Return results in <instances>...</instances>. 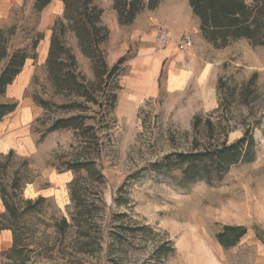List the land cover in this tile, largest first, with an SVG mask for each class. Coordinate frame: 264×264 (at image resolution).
I'll list each match as a JSON object with an SVG mask.
<instances>
[{"label":"rangeland","instance_id":"obj_1","mask_svg":"<svg viewBox=\"0 0 264 264\" xmlns=\"http://www.w3.org/2000/svg\"><path fill=\"white\" fill-rule=\"evenodd\" d=\"M33 1L0 0V30L7 37L9 52L22 47L36 53V58L27 65V78L17 79L7 96H0V102L15 101L32 115L30 144L0 152V164L6 163L3 156L13 152L0 180L9 183L19 169L22 182L30 181L23 183L19 197L31 201L39 196L45 198L36 211L21 220L27 244L21 261L264 264V245L255 235L259 231L264 237V45H252L246 39L234 40L223 48L202 43L200 68L203 62L209 66L208 79L199 84L193 79L181 89H172L168 67L150 58L155 46L153 31L136 34L134 28L142 26L143 21L126 25L127 28H114L103 48L110 66L123 57L115 106L110 111L107 106L102 115L84 112L85 116L93 117L86 118L84 124L92 125L97 134L95 146L99 154L95 166L103 175L92 178L84 170L73 172L63 168L65 161L86 157L83 139L73 130H55L38 141L51 118L67 117L78 111L53 107L49 113L33 97L55 105L80 102L91 107L92 104L81 97L56 93L52 88L42 50L45 48L47 54L50 29L54 20L61 17L63 6L61 0H52L44 14H36ZM171 1L180 5L186 0ZM97 5L103 10L107 25L113 26L112 0H98ZM152 20L156 29L167 25ZM35 39L38 44L32 50ZM65 41L75 55L76 70L85 83H92L89 60L79 51L74 36L67 33ZM253 76L254 84L244 90V84ZM209 79L214 86L211 97L206 92ZM219 79L221 89L217 87ZM242 89L246 93L243 99L239 96ZM196 116L198 124L194 128ZM208 120L213 125L211 138L221 139L220 130L224 127L229 142L240 137L246 125H253L254 161L232 166L215 185L201 181L181 185L148 170L130 178L132 173L166 153L188 151L195 143H206L210 139ZM90 139L87 138L88 144L92 143ZM90 149V154H94L96 148ZM24 161L26 166L22 164ZM74 180L80 207L70 196V182ZM76 211L73 221L71 214ZM80 211L82 216L78 214ZM62 217L69 222L65 231L56 226ZM226 225L246 229L230 247H224L216 238ZM9 231L7 237L0 232V264L11 262L6 257L13 245V234ZM12 261L18 263L16 258Z\"/></svg>","mask_w":264,"mask_h":264},{"label":"trees","instance_id":"obj_2","mask_svg":"<svg viewBox=\"0 0 264 264\" xmlns=\"http://www.w3.org/2000/svg\"><path fill=\"white\" fill-rule=\"evenodd\" d=\"M52 0H34L33 10L36 14L41 13ZM63 10L61 17L54 20L51 26L49 46L45 59L47 79L56 93L74 95L81 97L85 102L92 104L86 107L80 102L55 105L40 97H33L34 102L49 113L53 107L65 110H76L77 114L67 117H53L51 123L40 134L38 141H41L49 132L70 129L83 139L82 148L85 159L65 161L62 163L65 170L80 172L84 170L88 176L102 178L103 175L95 166V158L99 150L97 134L94 127L84 124L86 118L84 112L90 110L102 115L109 106L114 108L117 94L120 89L117 78L120 73V64L123 57L111 66L107 62V55L103 48L109 39L110 31L102 21L103 10L96 4V0H61ZM161 0H112V9L116 14L117 23L120 26L130 25L138 14L143 10H154ZM192 13L199 20V31L202 38L214 48H223L230 42L237 39H246L252 45H264V0H188ZM71 33L81 54L90 63L94 81L85 83L81 74L76 70L77 61L70 47L66 45V34ZM38 39L31 44L35 50ZM36 58V53L26 48H16L9 52L7 37L0 30V96L6 93L16 76L21 72L26 59ZM254 76L245 83L244 90L248 85L254 84ZM222 81L218 80V89H221ZM242 89L240 98L243 99L246 93ZM247 104V102L245 103ZM96 109H94V107ZM17 107L15 101L0 102V121ZM198 116L194 117L193 126L197 127ZM209 137L206 143H195L188 151H172L160 158L143 166L130 178H137L141 171L148 170L157 175H163L177 181L178 184L187 185L198 181L207 185L220 183L232 166L237 164L251 163L256 157V141L253 136V125H246L240 137L229 142L227 130H220L221 139H212L213 125L206 121ZM88 136V137H87ZM91 138L92 143H87ZM87 144V145H86ZM96 148L94 154H90ZM13 152L9 151L4 157L5 162L0 164V176L4 175L7 162ZM26 166L27 161H24ZM25 182V181H24ZM22 177L19 169L14 171L9 183L0 180V199L4 206V212H0V231L11 230L13 234V245L6 252V257L11 261L9 264H26L21 261L26 238L24 235L25 225H22V218L37 210V206L45 199L39 196L36 200H22L19 195L22 189ZM30 182V181H27ZM25 182V183H27ZM76 181L70 182V196L80 207L81 199L77 193ZM20 204H23L20 206ZM78 211V210H77ZM77 211L71 214V219L76 220ZM82 216L83 211L78 212ZM69 222L62 217L60 223L56 224L57 229L65 231ZM23 229V231H22ZM246 229L242 226H223L217 233L216 238L224 247L236 244L239 238L244 235ZM255 235L264 245V237L256 231ZM163 248V247H162ZM164 250V249H162ZM16 258L18 263L12 261ZM21 262V263H20Z\"/></svg>","mask_w":264,"mask_h":264},{"label":"crops","instance_id":"obj_3","mask_svg":"<svg viewBox=\"0 0 264 264\" xmlns=\"http://www.w3.org/2000/svg\"><path fill=\"white\" fill-rule=\"evenodd\" d=\"M50 4L42 11V14H44L45 10L49 8ZM96 4H98V0H96ZM114 13L115 12L113 11V17L115 18V23L113 26H109L105 22L104 12L102 15V20L110 31L109 38H111L114 28H127L126 26H119L117 23L116 14L114 15ZM147 18L149 19L147 20ZM152 19H155L160 23H166L171 31L172 41L169 46H167L162 52H157L154 46L150 57L159 64L164 62V64L168 67L169 87L172 89H181L193 79L194 81L198 82V84L201 81L208 79L207 74L209 73V66H206V63L203 62L200 68V61L202 60L200 58V46L202 43L207 45L209 43L204 41L200 34L199 20L193 15L188 0H186L184 3H181L180 5L171 0H161L160 4L154 10H143L137 15L134 22L132 23L135 24L137 22L143 21L142 26L134 28L136 29L135 33L139 34L142 31H146V33L153 31V37L155 39L157 29L155 28ZM187 34L192 37L193 44L190 48L180 51L177 47V42L183 35ZM46 55V49L44 48L42 50V60L46 59ZM32 61L33 59L31 58L26 59L21 72L16 76L13 83L7 87L4 97L7 96V91L9 88H12L13 84H16L17 79L27 78V65ZM210 80L211 79H209V85L206 86L208 97L214 95V86H212V82ZM31 119L32 115L30 112L28 110L21 109V106L17 105L16 109L12 113L6 115L0 121V152H6L17 145L25 147L30 144L31 138L28 131L29 122ZM18 135H22V137L19 138L17 137ZM3 210L4 207L0 201V212ZM0 232L6 234L5 236L7 237L9 236L8 234L10 231L2 230Z\"/></svg>","mask_w":264,"mask_h":264},{"label":"built area","instance_id":"obj_4","mask_svg":"<svg viewBox=\"0 0 264 264\" xmlns=\"http://www.w3.org/2000/svg\"><path fill=\"white\" fill-rule=\"evenodd\" d=\"M172 41V35L167 25H159L155 36V49L157 52H162ZM193 44L192 38L189 35H183L177 42V47L180 51L190 48Z\"/></svg>","mask_w":264,"mask_h":264}]
</instances>
